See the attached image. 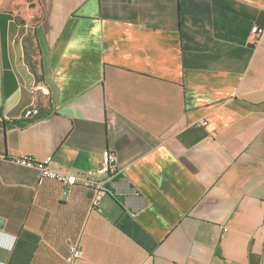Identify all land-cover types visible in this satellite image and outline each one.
Segmentation results:
<instances>
[{"label": "crops", "instance_id": "obj_1", "mask_svg": "<svg viewBox=\"0 0 264 264\" xmlns=\"http://www.w3.org/2000/svg\"><path fill=\"white\" fill-rule=\"evenodd\" d=\"M254 26L264 0H0V264H264ZM106 149L96 208L16 162L77 174Z\"/></svg>", "mask_w": 264, "mask_h": 264}, {"label": "built area", "instance_id": "obj_2", "mask_svg": "<svg viewBox=\"0 0 264 264\" xmlns=\"http://www.w3.org/2000/svg\"><path fill=\"white\" fill-rule=\"evenodd\" d=\"M264 32V28L259 26H254L252 28V33L254 37L258 39ZM39 114V109L37 107L28 108L25 111V116L31 118ZM202 125H206L207 121H202ZM52 157H48L43 161H37L32 157L26 156L16 160L18 164L24 165L26 167L34 168L37 170L38 174L42 178L54 179L67 188H72L75 185L81 184L90 187L94 191L93 197V207L99 206L103 195L106 190L104 188V182L107 178H111L116 175L119 170L118 157L115 151L106 149L103 152V160L101 165L96 169H90L81 173H67L60 170H55L50 167V161ZM82 251L76 246L72 247L71 260H76L80 258Z\"/></svg>", "mask_w": 264, "mask_h": 264}, {"label": "water", "instance_id": "obj_3", "mask_svg": "<svg viewBox=\"0 0 264 264\" xmlns=\"http://www.w3.org/2000/svg\"><path fill=\"white\" fill-rule=\"evenodd\" d=\"M3 222H4V221H3L2 219H0V225H3Z\"/></svg>", "mask_w": 264, "mask_h": 264}, {"label": "rangeland", "instance_id": "obj_4", "mask_svg": "<svg viewBox=\"0 0 264 264\" xmlns=\"http://www.w3.org/2000/svg\"><path fill=\"white\" fill-rule=\"evenodd\" d=\"M32 1H33V0H27V2H28V3L32 2ZM21 4H24V2H23V3H21Z\"/></svg>", "mask_w": 264, "mask_h": 264}]
</instances>
